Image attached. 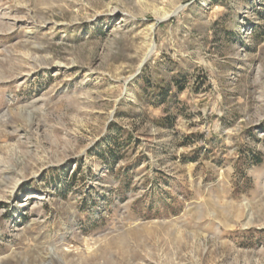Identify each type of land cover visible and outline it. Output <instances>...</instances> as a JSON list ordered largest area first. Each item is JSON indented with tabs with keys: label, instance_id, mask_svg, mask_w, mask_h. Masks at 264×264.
<instances>
[{
	"label": "rangeland",
	"instance_id": "374dc122",
	"mask_svg": "<svg viewBox=\"0 0 264 264\" xmlns=\"http://www.w3.org/2000/svg\"><path fill=\"white\" fill-rule=\"evenodd\" d=\"M0 264H264V0H0Z\"/></svg>",
	"mask_w": 264,
	"mask_h": 264
},
{
	"label": "water",
	"instance_id": "95a60500",
	"mask_svg": "<svg viewBox=\"0 0 264 264\" xmlns=\"http://www.w3.org/2000/svg\"><path fill=\"white\" fill-rule=\"evenodd\" d=\"M184 8H185L184 6H180L178 9L175 10V12H174L171 16H169V17L166 18V19L159 20L158 23H159V24H163V23L168 22V21L171 20L172 18L178 16V15L183 11ZM154 49H155V47L152 48V50L150 51V53L147 55L146 59H145V60L143 61V63L141 64L138 73H137L135 76H133L132 78H130L129 82L134 81V80H135V79H136V78L142 73L143 68H144V66L146 65V63H147L148 59L150 58L151 53H152V51H153Z\"/></svg>",
	"mask_w": 264,
	"mask_h": 264
},
{
	"label": "bare ground",
	"instance_id": "6f19581e",
	"mask_svg": "<svg viewBox=\"0 0 264 264\" xmlns=\"http://www.w3.org/2000/svg\"><path fill=\"white\" fill-rule=\"evenodd\" d=\"M169 16H167V17H165V18H162V19H166V18H168Z\"/></svg>",
	"mask_w": 264,
	"mask_h": 264
}]
</instances>
